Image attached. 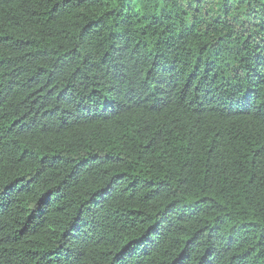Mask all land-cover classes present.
Wrapping results in <instances>:
<instances>
[{
  "label": "trees",
  "instance_id": "16d2710c",
  "mask_svg": "<svg viewBox=\"0 0 264 264\" xmlns=\"http://www.w3.org/2000/svg\"><path fill=\"white\" fill-rule=\"evenodd\" d=\"M0 264H264V0H0Z\"/></svg>",
  "mask_w": 264,
  "mask_h": 264
}]
</instances>
